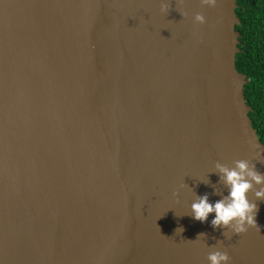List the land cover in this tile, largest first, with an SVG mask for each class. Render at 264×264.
<instances>
[{"label": "water", "instance_id": "95a60500", "mask_svg": "<svg viewBox=\"0 0 264 264\" xmlns=\"http://www.w3.org/2000/svg\"><path fill=\"white\" fill-rule=\"evenodd\" d=\"M237 7L0 0V264H264Z\"/></svg>", "mask_w": 264, "mask_h": 264}, {"label": "trees", "instance_id": "16d2710c", "mask_svg": "<svg viewBox=\"0 0 264 264\" xmlns=\"http://www.w3.org/2000/svg\"><path fill=\"white\" fill-rule=\"evenodd\" d=\"M237 6L240 53L236 55V68L249 80L244 93L252 109L249 117L264 144V0H237Z\"/></svg>", "mask_w": 264, "mask_h": 264}]
</instances>
